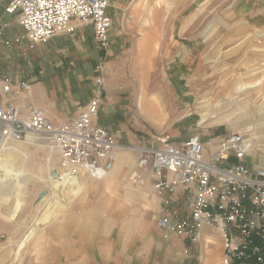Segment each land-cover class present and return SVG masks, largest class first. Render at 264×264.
Instances as JSON below:
<instances>
[{
    "label": "rangeland",
    "instance_id": "1",
    "mask_svg": "<svg viewBox=\"0 0 264 264\" xmlns=\"http://www.w3.org/2000/svg\"><path fill=\"white\" fill-rule=\"evenodd\" d=\"M233 1L160 0L158 7L155 1L147 0V11L151 15L147 17L150 20L148 24L154 26L152 29L154 33L141 36L138 31V33L133 31L136 29H132L127 30L123 37L121 36L126 40L122 41L118 36L111 40L122 43L124 55L116 56L115 60L123 59L126 64V73L132 74L135 69L133 66L135 57H143V53L149 52L146 49L145 52H141V56L139 52H136L137 55H135L133 43L143 42V38L148 37L144 40L145 45L147 42L148 46L151 41L157 47L156 60H153L157 66V72L154 74L156 77H149V75L145 77L147 85L150 86L156 82L160 84V81L164 80L161 77H166L169 80L162 83L165 89L160 94L152 93L157 115V118L153 120L140 115L134 104L139 90L136 77H126L128 84L124 87L120 84L117 85L116 94H123L124 97L121 100L126 101L117 105L114 117L107 113L112 117L106 119L102 116L101 119L105 121L106 128L118 137L119 145L133 150L139 137L147 139L161 133L169 135L173 141L184 139L190 135H199L204 139L211 136L216 142L218 136L233 131V127L229 123L213 122L214 117L231 109L226 101L222 106L209 108L208 111L199 105L202 100L213 98L214 95H222L224 89L217 83L221 77L233 83L242 78L244 80L257 78L242 77L244 76L242 74H238V77H229L230 46L226 40L227 36H230L228 28L234 22L230 11H228ZM124 13L125 17L136 25L137 20V26H139V21L143 20V18H133L131 9L127 7ZM141 37L143 38L140 39ZM106 45L108 46V40ZM18 46L25 47V41L22 39ZM101 52H104L103 47ZM16 57L21 56L18 54ZM19 62L15 60V63ZM105 63L106 61L103 59L99 66L103 67ZM182 66L183 75L178 73ZM256 66L255 68L259 67ZM262 76L260 74L259 77L263 80L264 92V77ZM249 97L256 104L260 102V97L255 98L251 94L239 95L241 100ZM223 98L224 96L220 97V99ZM217 113L219 114L217 115ZM246 134L250 140L249 151L254 147L264 157V139H257L252 131L246 132ZM36 136L42 138L40 135ZM41 142V146H29L26 150L29 159L25 168L30 172H37L38 168H41L40 175L46 179L48 168L57 169L58 155L53 150L50 161H47L50 144L44 140ZM133 153L136 157V153L134 151ZM249 153L247 158L251 163ZM10 160L14 165H22L19 152H15ZM136 171L138 169L135 165L131 175L129 174L123 184L117 188L116 198L113 197L107 205L102 200L101 190H97L101 183L96 185L97 188L89 184L88 187L85 186L86 189L82 186L81 191L75 194L69 188L64 187L63 189L61 185L54 187L44 179L29 180L24 187V196L21 201H16L18 193L0 206V264H57L52 243L45 242L42 240L43 238L39 239L38 235H46L47 238H50L55 233H69L72 222L77 224L79 235L89 233L94 237L108 240L103 248H98V253H96L98 257L96 256L91 261L94 264H201L199 263L202 255L200 246L196 247V253L192 247L197 245V242L182 238L158 226V219L164 213L162 211L165 210L166 205H168L166 209L173 211L175 209L181 211L182 205H176V202L165 204L164 201L168 198L156 193L151 188L149 180L147 187H143L142 182H133V178L130 177ZM81 176L85 177L86 175ZM81 176L78 179L82 178ZM124 184H130L140 191L128 190ZM153 196H157V201H151ZM44 197L45 200H43ZM118 204L125 205L127 212L131 209L134 210L135 221L132 220L124 230L119 227L120 221L117 220L110 231L106 233L104 232L106 219L110 216L115 218L118 215ZM188 210L186 208L184 213L186 214ZM44 214L48 217L47 223L39 229H35L37 218ZM185 217L187 216L177 217L174 214L172 220ZM151 221L155 226V231H151V233L148 231L145 234L155 235L158 238L157 246L143 241V227L149 225ZM33 239L34 241H32ZM171 239L174 242L167 243L172 247L170 249L165 246V243ZM174 244L175 247H173ZM19 246L21 247V258L16 263L13 260ZM150 251L154 254L152 258L147 257ZM186 254L188 257H185ZM221 258H223L221 259L223 262L224 256ZM86 263L84 261L82 264Z\"/></svg>",
    "mask_w": 264,
    "mask_h": 264
},
{
    "label": "built area",
    "instance_id": "2",
    "mask_svg": "<svg viewBox=\"0 0 264 264\" xmlns=\"http://www.w3.org/2000/svg\"><path fill=\"white\" fill-rule=\"evenodd\" d=\"M111 0H6L4 11L16 15L23 36L31 43L46 42L79 25H92L94 42L106 47ZM100 76L95 93L72 119L53 123L30 99L31 83L12 82L0 75V150L29 134L42 136L58 155L56 176L68 183L80 174L99 179L114 166L119 144L106 128L93 123L101 100ZM207 139L190 135L173 142L157 135V145H135L137 169L133 182L149 176L159 195L186 189L190 215L172 220L166 211L158 226L198 242L205 228L218 229L224 238V264H264V167L251 168L246 160L250 140L245 132L229 131ZM165 204L168 201L165 199ZM185 257H188L186 254ZM201 263V260L199 261Z\"/></svg>",
    "mask_w": 264,
    "mask_h": 264
},
{
    "label": "crops",
    "instance_id": "3",
    "mask_svg": "<svg viewBox=\"0 0 264 264\" xmlns=\"http://www.w3.org/2000/svg\"><path fill=\"white\" fill-rule=\"evenodd\" d=\"M146 1H110L107 8V12L111 18V27L108 31V46L103 47L104 52H101L102 47L94 42L93 28L90 24L79 25L72 33L55 34L46 42L32 44L26 38L22 37L23 30L18 22L17 16L4 11L6 0H0V75L8 76L13 83L22 78L29 81L31 83V89L30 99L27 101V104L32 103L41 108L48 120L53 123H61L74 118L93 97L96 89L94 80L100 76L102 79L100 85L102 95L98 115L93 119V123L106 128L105 121H102L101 117L104 116L106 119L112 116L114 117L117 105L126 101L121 100L124 97L123 94H116L115 92L117 85L120 84L124 87L128 84L126 77L137 78L139 94L137 93L134 99L136 106L141 93L148 98L153 96L152 93L156 92L160 94L165 89L162 83L169 81L166 77H161L164 80H161L160 84L156 82L153 85H147L145 77H148L147 75L149 77H156L154 74L157 72V66H155L153 61L156 60L155 51L157 47L151 41L148 43V46L147 42L145 45L144 40L148 37H141L140 39H144L143 42L137 41L133 43L135 55H137L136 52H139L141 56V52H145L146 49L149 52L143 53V57H135L133 61L135 69L132 74L126 73V64L123 62V59L115 60L116 56L120 54L124 55V50L121 47L122 43L120 41H111L116 36L124 41L126 39H122L123 34L127 30L132 29H136V31H133H138L141 36L154 33L152 30L154 26L148 24L150 20L147 17L151 15L147 11ZM152 1H155L159 7L160 0ZM116 4L117 8L112 9L111 7ZM126 7L131 9L133 18H143L142 21H139V26H137V20L136 25L125 17L124 12ZM228 11H230V16L234 19V22L228 28L230 36H227L228 38L226 37V41L229 42L230 46V62L228 63L229 77H238V74L244 75L242 77H259L262 74V77H264V0H234ZM22 39L26 43L25 47L18 46V43ZM18 54L21 57L15 58ZM103 59L106 63L101 67L99 63ZM15 60L20 62L15 63ZM256 65L260 69L259 67L255 68ZM183 71L182 66L178 73L180 72L183 75ZM107 113L112 116H108ZM157 135L160 134L153 135L147 139H141L139 137L136 145H157L154 140ZM114 137L120 143L118 137L115 135ZM184 139L171 140L173 142H180ZM246 162L251 168L254 167L248 158ZM81 175L83 174H80L78 177ZM162 196L168 198L166 200L169 204L176 202V205L181 204L183 207L182 210L180 209L181 211L175 209L176 212L167 208L171 217L174 214L177 217H188L190 215V198L184 187H177L172 195L164 194ZM104 203L107 205L109 202L104 201ZM120 206L123 205H119V208ZM166 207L168 205L165 206V209ZM186 208L189 210L185 214ZM109 219L111 217H108L106 220ZM118 221H120L119 227L125 230V223H122V220ZM70 228L69 233H55L50 238H47L46 235L39 234L38 238H43L42 240H45V242L52 243L51 246L53 247L57 264H82L84 261L87 262L86 264H94L91 261L96 256L98 257L96 254L98 253V248H103L108 240L106 241V239L101 237H94L93 234L89 233L79 235L77 224L73 222L70 223ZM108 231H110V227L106 233ZM204 235L217 238L218 261L220 257L224 256V238L218 229L205 227L201 231L197 245L192 246L194 252L196 253V247L200 246L201 253L203 254L201 255V264H203L205 261ZM143 241L157 246L158 238L155 235L143 234ZM173 242L174 240L171 239L165 243V246L171 249L172 247L169 244ZM175 246L174 244L173 247ZM103 254L106 256L105 253ZM153 256L154 254L151 251L147 255L148 258H152Z\"/></svg>",
    "mask_w": 264,
    "mask_h": 264
},
{
    "label": "bare ground",
    "instance_id": "4",
    "mask_svg": "<svg viewBox=\"0 0 264 264\" xmlns=\"http://www.w3.org/2000/svg\"><path fill=\"white\" fill-rule=\"evenodd\" d=\"M111 8L116 9L117 4ZM217 83L219 87L224 89L221 95L224 96V98L220 99L221 96L214 95L213 98H209L208 100H202L201 102H199L201 108L208 111L209 108H217L219 106H222L223 102L226 101L231 106V109L224 114L217 113V115L219 114V116L214 117L213 122L229 123L232 125L233 131H241L245 133L252 131V134L255 135L257 139H264V92L262 78L257 77L252 78L250 80H244L242 78L237 82L233 83L231 81H227L224 77H221L219 78ZM252 90L253 92H251ZM241 94H244V96L251 94L254 95L255 98L260 97V102L258 104L254 103L251 97L245 100H241V98H239V95ZM155 106L156 105L155 102H153L152 97H145L144 94L141 93V96L138 98L136 106L140 115L151 120L156 119L157 115L155 113ZM41 139L42 138L37 137L35 134H29L20 143L17 142L11 144L7 148L0 150V155H2L0 156V206L12 199L13 196L18 193L19 196L16 198V201H21V198L24 196L25 185L29 180L34 178L40 180L44 179V181L49 182V184L54 187L61 185L63 189L64 187L69 188L75 194L81 191L82 186H84V189H86L85 186L88 187L89 184L94 185L97 188L96 185L101 183L100 188H98L97 190H101V196L105 202H110L111 199L115 197L119 185L123 184V181L128 178L129 174L135 168L137 162L133 150L118 144L115 150L116 159L113 168L104 177L99 178V180L91 176L90 178L88 175H86L85 177L81 176L82 178L80 179L76 178L68 183H65L64 181L60 180V178H54L55 176H52L50 174V171L52 170L51 168H48V176L45 179L42 178L40 175L42 170L41 168H38L37 172H30L25 168L27 165L26 163L29 159L26 150L29 146H41ZM49 149L50 150L47 154V161H50L54 150L52 147H50ZM15 152H19L20 157L22 158V165L20 166H17L16 164L14 165L13 162L10 160V157ZM248 152H250L249 157L251 160V164L254 167H264V157L261 156V154L258 153L254 147L251 148ZM7 155H9V157H7ZM148 177V174H146L144 177L145 179L142 182V185H144L143 187H147V182L149 180ZM124 187L131 191H140L136 190L137 188H134L130 184H124ZM152 199L153 200L151 201L153 202L157 201V196H153ZM43 200H45V197L43 198ZM117 213L118 215L115 218L113 216H110L111 219L106 220L104 224V232H106L109 227L111 229V227L116 223L117 220H122V223H125L126 225V229L129 223L134 220L136 216L135 211L132 209L127 212L125 205L120 206V208H118ZM47 221L48 217H46L45 214L40 216V218H37L35 222V229H39V227H42V225L47 223ZM154 229L155 226L151 221L149 225L143 227V234L148 233V231H150L151 233V231H155ZM203 241L205 243V247L203 246L205 254V257L203 256L205 258V261L203 260V264H224V261L221 262V259H223L221 257L217 261V238H213L209 235H204ZM20 249L21 247L19 246L15 253V258L13 261L16 263H18L21 258Z\"/></svg>",
    "mask_w": 264,
    "mask_h": 264
},
{
    "label": "water",
    "instance_id": "5",
    "mask_svg": "<svg viewBox=\"0 0 264 264\" xmlns=\"http://www.w3.org/2000/svg\"><path fill=\"white\" fill-rule=\"evenodd\" d=\"M51 175H52V176H56V170H52V171H51Z\"/></svg>",
    "mask_w": 264,
    "mask_h": 264
}]
</instances>
